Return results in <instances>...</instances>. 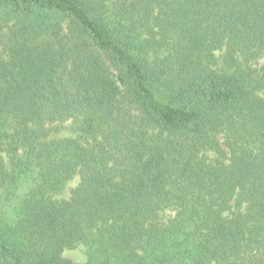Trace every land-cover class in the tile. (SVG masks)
Returning <instances> with one entry per match:
<instances>
[{
	"label": "trees",
	"instance_id": "1",
	"mask_svg": "<svg viewBox=\"0 0 264 264\" xmlns=\"http://www.w3.org/2000/svg\"><path fill=\"white\" fill-rule=\"evenodd\" d=\"M263 58L264 0H0V264H264Z\"/></svg>",
	"mask_w": 264,
	"mask_h": 264
},
{
	"label": "rangeland",
	"instance_id": "2",
	"mask_svg": "<svg viewBox=\"0 0 264 264\" xmlns=\"http://www.w3.org/2000/svg\"><path fill=\"white\" fill-rule=\"evenodd\" d=\"M261 63L264 65V58L261 60ZM79 182V177L76 176L73 178L67 185L65 191L61 194L63 197H68L71 194V189L75 187ZM65 255L75 261H84L86 260V253L85 250L82 249V247H79L77 249L68 250L65 252Z\"/></svg>",
	"mask_w": 264,
	"mask_h": 264
}]
</instances>
